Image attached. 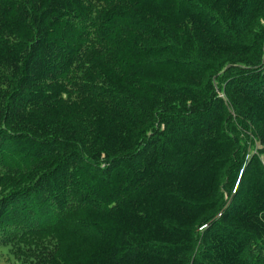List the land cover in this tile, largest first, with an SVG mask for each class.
Masks as SVG:
<instances>
[{
    "label": "trees",
    "instance_id": "1",
    "mask_svg": "<svg viewBox=\"0 0 264 264\" xmlns=\"http://www.w3.org/2000/svg\"><path fill=\"white\" fill-rule=\"evenodd\" d=\"M1 264H264V0H0Z\"/></svg>",
    "mask_w": 264,
    "mask_h": 264
},
{
    "label": "rangeland",
    "instance_id": "2",
    "mask_svg": "<svg viewBox=\"0 0 264 264\" xmlns=\"http://www.w3.org/2000/svg\"><path fill=\"white\" fill-rule=\"evenodd\" d=\"M1 264V263H0Z\"/></svg>",
    "mask_w": 264,
    "mask_h": 264
}]
</instances>
